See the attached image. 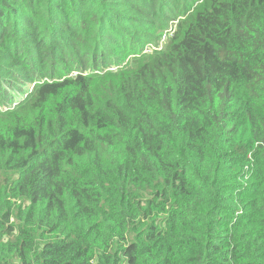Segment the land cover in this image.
I'll use <instances>...</instances> for the list:
<instances>
[{"label": "trees", "instance_id": "trees-1", "mask_svg": "<svg viewBox=\"0 0 264 264\" xmlns=\"http://www.w3.org/2000/svg\"><path fill=\"white\" fill-rule=\"evenodd\" d=\"M0 106V264H264V0H0Z\"/></svg>", "mask_w": 264, "mask_h": 264}, {"label": "rangeland", "instance_id": "rangeland-1", "mask_svg": "<svg viewBox=\"0 0 264 264\" xmlns=\"http://www.w3.org/2000/svg\"><path fill=\"white\" fill-rule=\"evenodd\" d=\"M173 28H174L173 23H170L169 24V27H168V30H166L165 32L164 31H162V32H159L158 31L161 34L160 35V39L161 40H160V46H159V48H161L162 45L164 46V44L170 40L169 37L171 36V31L173 30ZM153 49H154L153 47L148 46L146 49L143 50V52L149 54V53H152L151 51ZM11 109H13V108H11ZM5 111H6V109L1 108V106H0V126L3 123V120H5V116H3V113ZM17 116L20 117V118L22 117V115H19V113H18Z\"/></svg>", "mask_w": 264, "mask_h": 264}]
</instances>
